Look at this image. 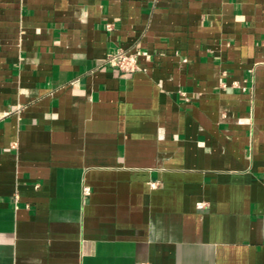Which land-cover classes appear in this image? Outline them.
<instances>
[{
  "label": "crops",
  "instance_id": "crops-1",
  "mask_svg": "<svg viewBox=\"0 0 264 264\" xmlns=\"http://www.w3.org/2000/svg\"><path fill=\"white\" fill-rule=\"evenodd\" d=\"M6 111L0 264H264V0H0Z\"/></svg>",
  "mask_w": 264,
  "mask_h": 264
},
{
  "label": "built area",
  "instance_id": "built-area-1",
  "mask_svg": "<svg viewBox=\"0 0 264 264\" xmlns=\"http://www.w3.org/2000/svg\"><path fill=\"white\" fill-rule=\"evenodd\" d=\"M105 63L107 66L112 68H116L122 72H131L137 69L136 65V55L128 54L124 51H117L112 54H108ZM11 115L10 111L0 112V120L8 117ZM151 187H155V184H151ZM88 188H83V193L86 195L88 194ZM199 209L203 208L202 204H197Z\"/></svg>",
  "mask_w": 264,
  "mask_h": 264
}]
</instances>
